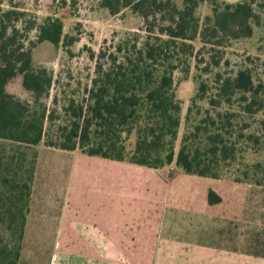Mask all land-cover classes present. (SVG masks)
<instances>
[{"label":"trees","instance_id":"trees-1","mask_svg":"<svg viewBox=\"0 0 264 264\" xmlns=\"http://www.w3.org/2000/svg\"><path fill=\"white\" fill-rule=\"evenodd\" d=\"M204 1L181 0L178 7L172 0H99L111 15L129 9L141 16L147 35L142 39L135 35L115 51L99 53L86 97L62 108L66 122L52 135L45 124L53 121V113L43 100L49 97L53 76L34 66L32 49L44 42L69 46L73 39L62 38V22L50 17L39 25H23L25 35L20 39L22 29L16 25L23 24L24 13L0 9V147H10L7 152L0 149V223L6 224L11 237L0 249V264H16L19 258L37 160L35 151L28 152L41 142L47 148L151 169L175 163L187 175L264 187V165L240 163L246 150H264V118L258 121L257 132L248 134L243 133L248 123L237 121L240 115L264 116V83L255 82L250 69L218 73L211 87L199 84L192 104L206 98L210 109L196 120L190 118L192 107L187 109V128L175 152L181 102L175 95L174 72L193 56L194 41L221 45L224 39L248 38L256 19L254 0L223 5L210 0L212 14L201 23L197 9ZM32 30L36 40L26 46L24 36ZM16 77L31 102L8 92ZM221 105L237 111H221ZM131 136L134 142L127 149ZM240 142L245 147H239ZM219 201L208 193L210 204Z\"/></svg>","mask_w":264,"mask_h":264},{"label":"crops","instance_id":"crops-1","mask_svg":"<svg viewBox=\"0 0 264 264\" xmlns=\"http://www.w3.org/2000/svg\"><path fill=\"white\" fill-rule=\"evenodd\" d=\"M88 162L89 188L71 186L65 211L52 214L33 207L36 160L16 264H38L46 250L48 264H264V187L187 175L175 163Z\"/></svg>","mask_w":264,"mask_h":264},{"label":"rangeland","instance_id":"rangeland-1","mask_svg":"<svg viewBox=\"0 0 264 264\" xmlns=\"http://www.w3.org/2000/svg\"><path fill=\"white\" fill-rule=\"evenodd\" d=\"M178 7L181 0H172ZM219 5L235 4L243 0H215ZM255 1V23L252 24V34L248 38L224 39L221 45L202 44L199 40L193 42L194 54L186 60L185 65L178 66L174 72L176 83L175 95L181 102V121L178 130L175 152L180 146L181 137L186 131L185 117L187 109L192 107L191 120L199 119L207 109L208 99L196 100L192 104L199 84L205 83L211 87L216 74L226 75L239 69H250L255 82L264 83V0ZM0 9H10L24 13L23 24L17 23L20 30L19 38L25 35L23 25L35 22L41 24L46 18H58L63 25L62 38L73 39L69 46L61 42L57 47L49 43L37 44L32 49V59L35 67H43L52 73L53 83L49 91V97L43 100L47 110L53 113V121L46 122L45 131L53 134L58 126L66 122L62 108L69 101L79 102L86 97V89L90 87V80L94 75L95 64L101 51L107 53L115 51L117 45L124 41H133L135 35L142 39L147 32L143 18L133 14L129 9L123 10L117 15H111L107 10L99 6V0H0ZM210 0H205L197 9V15L201 23L212 14ZM25 38V45L35 42L37 32L30 31ZM213 61H218L217 66ZM7 90L10 94L22 101H32L31 95L21 86V78L16 77L11 81ZM209 96V93L207 94ZM221 111L231 110L236 112L235 106L221 105ZM263 115L246 117L240 115L237 121L248 123L244 134L257 132L258 121ZM194 122V121H193ZM134 137L126 141L127 149H131ZM41 142L38 147H33L28 153L35 151L39 162V172L34 189L35 211H63L64 200L74 192L71 186L78 185L82 191L89 188L88 178H91L94 167L89 164L87 155L73 154L69 152L46 149ZM239 147H245L243 142ZM7 152L10 147L7 144L0 147ZM79 152V151H78ZM242 164L252 165L262 163L264 165V150L253 152L246 150L242 153ZM79 181V182H78ZM77 182V183H75ZM84 193V192H82ZM62 208H60V205ZM65 211V210H64ZM46 214V213H45ZM47 217L52 219L53 215ZM6 224L0 223V249L10 244V235L6 232ZM38 264H48L51 258L47 250L44 251Z\"/></svg>","mask_w":264,"mask_h":264}]
</instances>
